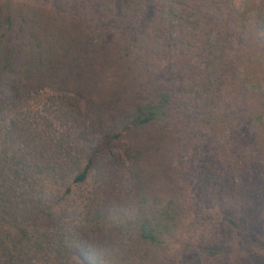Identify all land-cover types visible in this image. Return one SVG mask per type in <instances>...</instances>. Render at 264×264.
I'll list each match as a JSON object with an SVG mask.
<instances>
[{"label": "trees", "instance_id": "obj_1", "mask_svg": "<svg viewBox=\"0 0 264 264\" xmlns=\"http://www.w3.org/2000/svg\"><path fill=\"white\" fill-rule=\"evenodd\" d=\"M159 1L151 19L128 7L107 37L72 0H0V264H169L187 244L195 198L177 165L183 124L214 122L224 31L238 21L264 42V0ZM171 60L175 83L154 80ZM180 79L209 96L192 98ZM242 86L264 97L260 82ZM250 121L264 127V111ZM118 142L124 156L109 151Z\"/></svg>", "mask_w": 264, "mask_h": 264}, {"label": "rangeland", "instance_id": "obj_2", "mask_svg": "<svg viewBox=\"0 0 264 264\" xmlns=\"http://www.w3.org/2000/svg\"><path fill=\"white\" fill-rule=\"evenodd\" d=\"M57 7L59 0H33ZM72 0V11L97 32L112 37L121 26L128 7L145 10L151 19L162 8L159 0ZM114 6V7H113ZM224 54L228 58L224 77L211 98L215 120L200 126L193 119L184 123L185 146L177 165L180 178L194 195V215L185 229L187 244L178 255L165 257L169 264H264V127L256 129L250 118L264 111V97L244 91L249 80L264 89V42L254 27L243 29L239 22L227 24ZM218 70L213 71L216 76ZM159 83H175L173 61L153 72ZM192 98L202 102L209 96L205 87H193L183 80ZM177 88V92H180ZM85 119L94 137L90 102L81 98ZM126 142L115 143L111 153L123 155ZM126 191L124 190V193ZM129 203H131V199ZM119 203L129 210L127 201ZM229 214L245 223L246 231L226 223L213 210ZM199 247L215 253L201 251ZM165 261V262H166Z\"/></svg>", "mask_w": 264, "mask_h": 264}]
</instances>
